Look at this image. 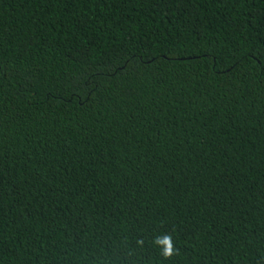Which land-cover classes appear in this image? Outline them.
Wrapping results in <instances>:
<instances>
[{
	"label": "trees",
	"instance_id": "16d2710c",
	"mask_svg": "<svg viewBox=\"0 0 264 264\" xmlns=\"http://www.w3.org/2000/svg\"><path fill=\"white\" fill-rule=\"evenodd\" d=\"M0 264H264V0H0Z\"/></svg>",
	"mask_w": 264,
	"mask_h": 264
},
{
	"label": "clouds",
	"instance_id": "9594fccd",
	"mask_svg": "<svg viewBox=\"0 0 264 264\" xmlns=\"http://www.w3.org/2000/svg\"><path fill=\"white\" fill-rule=\"evenodd\" d=\"M171 253H172L171 248H168V249L165 250V253H164V254H165L166 256H169V255H171Z\"/></svg>",
	"mask_w": 264,
	"mask_h": 264
}]
</instances>
